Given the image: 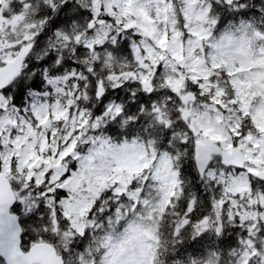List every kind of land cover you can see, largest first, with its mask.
<instances>
[{"label": "snow or ice", "instance_id": "obj_1", "mask_svg": "<svg viewBox=\"0 0 264 264\" xmlns=\"http://www.w3.org/2000/svg\"><path fill=\"white\" fill-rule=\"evenodd\" d=\"M0 264H264V0H0Z\"/></svg>", "mask_w": 264, "mask_h": 264}]
</instances>
